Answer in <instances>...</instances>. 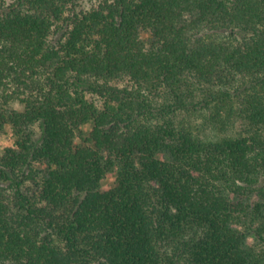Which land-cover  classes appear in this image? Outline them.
Returning a JSON list of instances; mask_svg holds the SVG:
<instances>
[{"label": "trees", "instance_id": "trees-1", "mask_svg": "<svg viewBox=\"0 0 264 264\" xmlns=\"http://www.w3.org/2000/svg\"><path fill=\"white\" fill-rule=\"evenodd\" d=\"M79 1L0 0V264H264V0Z\"/></svg>", "mask_w": 264, "mask_h": 264}, {"label": "rangeland", "instance_id": "rangeland-1", "mask_svg": "<svg viewBox=\"0 0 264 264\" xmlns=\"http://www.w3.org/2000/svg\"><path fill=\"white\" fill-rule=\"evenodd\" d=\"M98 3H99L98 0H80L79 1L80 8H83V9H91L94 6H97ZM53 37L54 39H56L58 35H54ZM13 142H14V139L12 138L9 128L5 134H0L1 147L4 148L7 146H10L13 144ZM102 184H103L104 189H108L112 187L114 185V177L113 176L108 177Z\"/></svg>", "mask_w": 264, "mask_h": 264}]
</instances>
